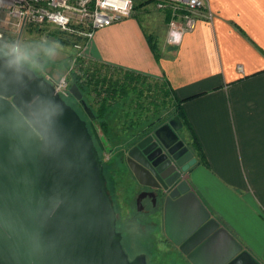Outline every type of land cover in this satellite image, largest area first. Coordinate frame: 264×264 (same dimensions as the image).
I'll use <instances>...</instances> for the list:
<instances>
[{
    "label": "water",
    "instance_id": "95a60500",
    "mask_svg": "<svg viewBox=\"0 0 264 264\" xmlns=\"http://www.w3.org/2000/svg\"><path fill=\"white\" fill-rule=\"evenodd\" d=\"M70 92L95 120L80 88ZM182 127L171 120L126 158L138 184L162 183L166 238L191 264H259L192 191L187 177L198 161ZM122 240L87 121L21 64L17 45L0 54V264H148L145 254L130 259Z\"/></svg>",
    "mask_w": 264,
    "mask_h": 264
},
{
    "label": "crops",
    "instance_id": "0c3cea01",
    "mask_svg": "<svg viewBox=\"0 0 264 264\" xmlns=\"http://www.w3.org/2000/svg\"><path fill=\"white\" fill-rule=\"evenodd\" d=\"M205 2V16L178 46L167 43L169 14L138 0L134 17L97 31L88 53L99 65L168 81L189 99L183 110L208 163L186 130L198 161L191 189L264 264V0Z\"/></svg>",
    "mask_w": 264,
    "mask_h": 264
},
{
    "label": "rangeland",
    "instance_id": "374dc122",
    "mask_svg": "<svg viewBox=\"0 0 264 264\" xmlns=\"http://www.w3.org/2000/svg\"><path fill=\"white\" fill-rule=\"evenodd\" d=\"M12 23L6 13L0 12V33L4 35V39L0 42L7 43L5 47L0 46V54L9 55L17 45L19 60L34 68L47 80L57 82L65 77L72 87L74 75H79L85 82L87 74L92 76L96 74L95 70L99 71L101 65L90 57L88 43L66 37L50 27H29L19 33ZM158 25L160 27V23ZM100 72L102 75L105 73L101 69ZM117 74H114L115 78L118 77ZM156 81L158 79L152 77H148L147 80L151 87L156 85ZM66 100L78 108L77 101L73 97ZM87 100L91 103L93 95L90 94ZM123 101L125 103L120 102L112 108L113 111L106 119L110 129V141L103 136L98 123H95L94 129L97 132L96 143L117 213V231L123 234L124 249L130 259L145 254L148 264H191L178 248L167 242L163 216L157 214L154 217H146L137 209L134 180L130 178L124 164L125 153L137 141L138 136L148 132V125L156 118L152 116L153 108H151V111L145 112L143 117L146 121H142L141 125L137 124L140 121L136 106L132 105L130 97ZM150 102L149 99L148 103ZM162 115L163 122L156 124V127L177 118L172 116L171 107L162 111ZM133 120L136 124L130 126ZM178 135L182 140L187 141L188 136L184 127L179 130Z\"/></svg>",
    "mask_w": 264,
    "mask_h": 264
},
{
    "label": "built area",
    "instance_id": "2783aa9c",
    "mask_svg": "<svg viewBox=\"0 0 264 264\" xmlns=\"http://www.w3.org/2000/svg\"><path fill=\"white\" fill-rule=\"evenodd\" d=\"M138 0H0V12L6 13L20 33L29 27H50L81 42H91L97 31L134 17ZM141 1V0H140ZM152 2L169 14L167 43L181 44L205 16V0H142ZM0 33V41L4 39ZM48 81H50L48 79ZM64 100L72 97L68 80L50 81ZM93 99H97L93 95Z\"/></svg>",
    "mask_w": 264,
    "mask_h": 264
},
{
    "label": "trees",
    "instance_id": "16d2710c",
    "mask_svg": "<svg viewBox=\"0 0 264 264\" xmlns=\"http://www.w3.org/2000/svg\"><path fill=\"white\" fill-rule=\"evenodd\" d=\"M7 43L0 42L1 47H5ZM153 51L155 52V56L157 61L160 60V54L156 50L154 45H151ZM21 62V61H20ZM22 65L29 67L32 69L38 76L39 73L32 68L31 66L24 64L21 62ZM104 70L105 73L102 75L100 72ZM99 71H96V74L90 76L87 74V81H82V77L79 75H74L73 84H76L84 97H86V101L89 106L92 108L93 113L95 115V120H90L88 116L83 111L81 105L77 102L78 108L76 111L80 114V116L87 121V126L89 131L94 139L95 145L100 153V150L97 145L96 141V130L94 129L95 123H98L100 129L103 133V136L110 141V134H109V124L107 116L111 114L113 111V107L117 106L118 103L123 102L124 99L131 98L132 105L136 106V112L138 113V122L137 124L141 125L142 121L145 122L146 120L143 118L145 112H150L151 108H153L152 116L156 118L153 123H150L148 126H156L158 123L163 122V115L162 111L166 110L168 107H171L172 116L179 117L183 127L191 132L193 138V148L200 160L201 164L207 165L206 158L200 146V143L196 136L194 135L190 123L184 113L183 104L188 101L189 99L181 100L177 97L172 87L168 81H161L158 79L156 81V85L151 87L148 84L147 80L148 77L137 74L135 72L126 71L120 68H114L110 66L101 65ZM118 73L115 78L114 74ZM86 75V74H85ZM84 75V77H85ZM90 78V79H89ZM87 82V83H86ZM96 95L97 99H93L91 103L87 100L89 95ZM150 99V103L148 100ZM67 102V100H65ZM68 103V102H67ZM69 104V103H68ZM71 105V104H69ZM74 109L75 106L71 105ZM133 107V106H132ZM131 107V108H132ZM154 118V119H155ZM134 126V120L131 122ZM143 131H140V133ZM139 134V133H138ZM110 139V140H109ZM102 140V139H101ZM100 140V142H101ZM103 144V142H101ZM99 144V143H98ZM101 144V145H102Z\"/></svg>",
    "mask_w": 264,
    "mask_h": 264
},
{
    "label": "flooded vegetation",
    "instance_id": "af4514ba",
    "mask_svg": "<svg viewBox=\"0 0 264 264\" xmlns=\"http://www.w3.org/2000/svg\"><path fill=\"white\" fill-rule=\"evenodd\" d=\"M6 56V55H5ZM76 110V108H75ZM166 124V123H165ZM165 124H162L161 126L165 125ZM161 126H150L148 128V132L138 136V139L137 141L127 150V152L125 153V158H124V164L126 166V169L128 170V173H129V176L132 180H134V186H135V189H136V194H137V199H136V205H137V200H138V197L140 196V194L142 193H150V194H153V196H147L145 197L143 200H142V210L139 211L140 214L144 215V216H150V217H154L156 216L157 214H161L163 216V211H162V207H161V198L163 196L162 194V188H163V185L161 182H159L158 180H150L151 184L153 187H145V186H142L140 184L137 183V181L135 180V178L133 177L132 173L130 172V170L127 168V164H126V158H127V153L128 151L136 146L140 141H142L143 139L149 137V136H152L154 135L155 131L161 127ZM161 188V189H160ZM145 206V207H144ZM138 209V207H137ZM122 234V233H121ZM123 236V234H122ZM123 242V240H122ZM168 243H170V245L174 246L170 241L167 240ZM175 247V246H174Z\"/></svg>",
    "mask_w": 264,
    "mask_h": 264
}]
</instances>
